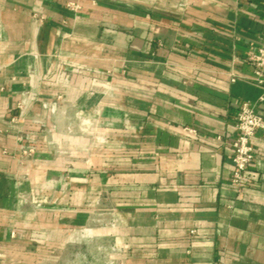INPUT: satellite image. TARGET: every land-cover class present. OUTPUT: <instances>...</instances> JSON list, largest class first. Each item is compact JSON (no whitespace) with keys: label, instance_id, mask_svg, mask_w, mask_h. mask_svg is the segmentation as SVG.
<instances>
[{"label":"crops","instance_id":"crops-1","mask_svg":"<svg viewBox=\"0 0 264 264\" xmlns=\"http://www.w3.org/2000/svg\"><path fill=\"white\" fill-rule=\"evenodd\" d=\"M263 38L264 0H0V264H264Z\"/></svg>","mask_w":264,"mask_h":264},{"label":"built area","instance_id":"built-area-1","mask_svg":"<svg viewBox=\"0 0 264 264\" xmlns=\"http://www.w3.org/2000/svg\"><path fill=\"white\" fill-rule=\"evenodd\" d=\"M70 6L77 7L73 3H70ZM247 62L253 67L250 78L264 86V38L263 44L257 51L249 54ZM261 100H264V97ZM236 129L237 133L232 138L234 164L232 183L241 191L253 181L250 170L255 158L253 138L259 131L264 130V118L257 112L255 104L251 101H245L242 104L236 117ZM33 151L34 149L28 148L23 152L32 153Z\"/></svg>","mask_w":264,"mask_h":264}]
</instances>
